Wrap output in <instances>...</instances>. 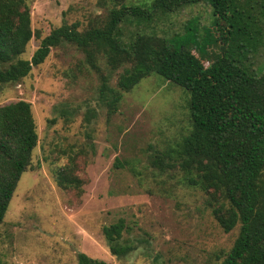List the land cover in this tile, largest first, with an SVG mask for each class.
Segmentation results:
<instances>
[{
	"label": "rangeland",
	"instance_id": "obj_1",
	"mask_svg": "<svg viewBox=\"0 0 264 264\" xmlns=\"http://www.w3.org/2000/svg\"><path fill=\"white\" fill-rule=\"evenodd\" d=\"M26 1L38 34L21 56L26 59L54 28L74 22L82 31L102 27L112 8L101 0ZM124 2L149 7L152 0ZM120 33L125 42L137 33H155L200 55L219 50L209 0L158 12L152 19L129 18ZM249 62L264 73V47ZM96 67L83 49L63 42L28 76L0 83V106L29 101L38 132L31 165L0 222V261L77 264L83 252L107 264H219L240 224L225 232L213 215L209 194L190 185L179 165L167 164L170 151L190 128L186 92L151 74L122 91L110 112L107 88L117 87L124 66L112 70L99 55ZM159 156L162 166L154 162ZM71 163L83 181L81 193L57 182V171ZM119 218L129 227L124 239L136 246L123 258L111 253L103 233L105 225Z\"/></svg>",
	"mask_w": 264,
	"mask_h": 264
},
{
	"label": "trees",
	"instance_id": "obj_2",
	"mask_svg": "<svg viewBox=\"0 0 264 264\" xmlns=\"http://www.w3.org/2000/svg\"><path fill=\"white\" fill-rule=\"evenodd\" d=\"M101 1L112 4L102 27L91 25L82 31L79 22L62 24L43 37L26 59L21 56L38 36L31 26L29 4L0 0V83L20 81L47 59L53 47L69 42L83 49L95 67L99 55L112 70L124 66L117 87L107 88L110 112L122 91L132 90L151 74L180 86L188 96L190 128L170 151L168 168L179 165L190 185L209 194L213 215L225 232L240 224L233 246L219 264H264V73L249 62L264 47V0H209L219 50L201 55L155 33H137L125 42L120 26L129 18L152 19L158 12H174L206 0H152L149 7L127 5L125 0ZM101 76L105 88L106 76ZM37 143L31 103L21 99L1 105L0 222L31 165ZM163 161L160 156L154 160L161 166ZM119 164L117 159L115 166ZM74 170L71 163L57 171V182L81 193L83 181ZM128 229L123 218L103 227L117 258L136 249L123 237ZM77 264L107 263L81 252Z\"/></svg>",
	"mask_w": 264,
	"mask_h": 264
}]
</instances>
